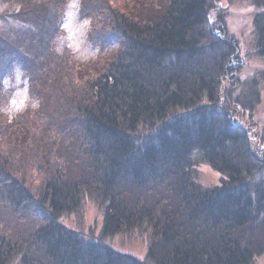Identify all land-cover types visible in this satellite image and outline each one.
<instances>
[{
    "label": "trees",
    "instance_id": "1",
    "mask_svg": "<svg viewBox=\"0 0 264 264\" xmlns=\"http://www.w3.org/2000/svg\"><path fill=\"white\" fill-rule=\"evenodd\" d=\"M81 1L83 15L93 23L91 42L117 37L122 46L103 67L79 79V67L48 53L61 31L57 14H51L60 11L58 0H0V16L25 23L29 48L41 60L28 67L22 56L27 46L10 37L13 27L7 33L1 29L0 80L1 68L22 64L30 91L42 98V122L52 115L48 99L61 90L67 102L58 106L72 115L63 132L79 142L50 167L38 201L24 188L26 181L0 175L1 208L19 220L31 213L45 219L27 237H16L0 220V264H12L20 254L18 264H264V136L254 144L242 123L247 124L242 116L258 123L250 113L261 102V91L252 81L248 92H240L246 78L237 87L244 48L222 20V27H213L215 0H166L161 9L137 7L136 15L117 10L112 0ZM250 2L256 6L254 48L264 58V0ZM103 7H111L106 26L96 19ZM232 88L236 99L247 96L245 108L230 101ZM31 119L23 117L25 127L38 128V119ZM17 121L4 125L0 119V132L8 129V136L0 135L3 173L18 164L31 140L11 132ZM77 156L81 167L73 177ZM202 167L217 173L220 183L206 186ZM94 195L101 201L103 229L92 242L61 220ZM139 230L150 238L144 260L107 245Z\"/></svg>",
    "mask_w": 264,
    "mask_h": 264
},
{
    "label": "rangeland",
    "instance_id": "2",
    "mask_svg": "<svg viewBox=\"0 0 264 264\" xmlns=\"http://www.w3.org/2000/svg\"><path fill=\"white\" fill-rule=\"evenodd\" d=\"M112 1L115 2L114 6H117V10L119 9L120 11L127 13V15L129 13L131 15H136L135 8L146 6V8L143 9V12H147L153 7H160L161 9L160 5L163 6V3H165L166 0ZM58 2L60 3L59 7L61 12L56 10V13L51 14L55 17L57 14V19L60 25L59 30L61 31L56 34L55 39L51 41L49 46H52V48L48 53H51L54 56L68 58L71 63L79 67L76 78L81 79L88 75L91 70H95L96 68L100 69L103 67L104 63L110 61L116 56L122 46V42L121 40H117V37H113V40L105 39L101 43H92L90 39L92 38L91 26L93 23L90 16L85 17L82 13L83 2L81 0H58ZM111 3V7H114L113 2ZM214 3L215 9L210 17L214 25L213 27L215 28L217 25L222 27V25H220L222 20L226 27L223 26L224 30H228V34L234 36V38L240 43L238 48H244L242 54L246 57V61L243 60L244 67L238 73L237 87L241 78L246 79L239 87L240 92H248L246 90L247 88L251 89V85L253 84L252 81L259 83L261 102L254 112H252V114L250 113V115H254L257 122L261 125L255 122L249 123L247 116H242L244 115L243 112L241 113L243 119L240 118L239 120V122L241 119L247 122V124H245V122L242 123L248 126L254 144H257L259 136L261 134L264 136V89L261 90L264 83V58H258L256 56V48H254L255 26H253V20L256 6H254L250 0H215ZM151 6L153 7L150 9L149 7ZM111 7H103L99 12L101 19H103L102 21L99 17L96 18L98 19V22H104L105 26L108 22L111 23L112 21V18L110 17L111 13L109 15L107 14V11L110 10ZM17 19L18 17L0 16V31L1 29H5L4 31L7 33V31L11 30L13 27L15 35L12 33L10 37L13 38V40L16 39L17 43L20 42L21 46H27L23 50L24 53L22 56L28 58L29 61H27V65L28 67H31V65H35L41 60H39L40 57L34 55L33 50L29 48L30 39L27 37L25 31L27 26L24 25L25 23L23 21L20 22ZM45 26H47L46 22ZM38 33L37 39L38 42L41 43V41H43L44 30H40ZM31 36H35V32L31 34ZM2 62L3 61L0 60V64H2ZM1 70V73L4 72V74L0 80V119L4 122V125L6 121L14 122L18 119L15 123L17 126H14L11 132L16 135L17 139L27 140L29 137L31 140L25 141L28 147L24 150L25 153L22 154L24 156L19 158L18 164L11 166L12 168L7 169V171L5 170L4 173L0 170V175H4L5 177L9 175L10 178H15L20 182L26 181L27 183L25 182L26 186H24V188H26L29 194L38 201L37 197L41 196L43 193L44 182L49 180L48 174L50 167H57L55 160L59 159L60 155L67 157L64 153H68L67 150H69L70 145L72 151L76 148L75 146H78L77 143L79 142L77 140L70 141V136L66 132H63L65 131L64 129H69L68 126L72 115L65 110V108L62 110L61 107L58 106V103L60 104L61 100L65 102V104L67 102V100L64 99L62 91L60 90L58 93L56 90L52 89L56 94H52L48 99L49 107H53L50 109L52 115H48L49 117L42 122L38 117L40 116V106L43 104V101L42 98L41 100L36 98L35 91H30L29 88H31V86L29 85L30 80L27 69L24 68L22 64L19 65L18 63H15L11 69L1 68ZM52 86L55 87L54 85ZM224 86L229 88L230 83H226ZM231 90L234 95L230 98V101L233 102L237 100L240 102L238 109H241L242 107L245 108L242 103L248 101L247 96L239 97L238 95L236 99V90H233V88ZM38 91L42 94L45 90ZM50 92L51 89H47V95ZM222 100L224 103V99ZM58 112H60V115ZM26 114L33 118L30 120L32 123H37L38 119V128L34 127V129L31 130L29 126L25 127L23 117ZM4 125L1 126L4 127ZM7 133L8 129L3 128L0 135L6 136ZM32 133H34V136H32ZM260 150H262V148L258 147V151ZM78 153H81L79 147L76 154ZM78 158H80V156L74 158V163L76 165L73 166L69 173V175L73 177L75 176V173H79L77 170L81 167V165H79V167L77 165L80 163ZM40 166H42V169L38 170ZM202 169L203 172L200 175V180L206 186H213V184L220 183L219 175L217 173L206 167H202ZM23 176L26 177V179H24ZM0 220L5 221L4 224L9 227V231L10 229L11 231H14L16 237L21 235L27 237L29 232H32L36 226H42L45 224V219H41L37 214L31 213L25 216L24 219L19 220L10 209L4 210V208L1 207ZM61 222L65 225L66 229L71 230L88 241L94 242L97 241V239L99 240L103 229V209L101 201L99 202L95 195L92 197H86L74 213L63 215ZM148 235L149 234L143 230L131 232L129 234L124 233L118 235L117 238H114L106 244L117 254L120 253L124 256H132L139 260H144L146 257L145 254H147L150 245V238ZM19 256H21V254ZM19 256L14 257L12 264H18L20 262Z\"/></svg>",
    "mask_w": 264,
    "mask_h": 264
}]
</instances>
